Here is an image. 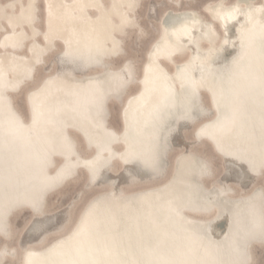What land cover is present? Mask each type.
Here are the masks:
<instances>
[{
  "label": "bare ground",
  "instance_id": "bare-ground-1",
  "mask_svg": "<svg viewBox=\"0 0 264 264\" xmlns=\"http://www.w3.org/2000/svg\"><path fill=\"white\" fill-rule=\"evenodd\" d=\"M147 1L151 0H34L37 19L32 27L15 28L16 33H26V38H23V47L13 48L12 41H5V36L13 32L5 13L15 20L20 13L19 5H27L30 0H0V66L4 68L9 82L24 81L20 90L10 89L8 92L14 105H17L16 99L23 101L20 106L24 129L11 145L16 164L7 174L0 165V218L7 221L12 241L16 219L30 214L31 220H39L40 223L34 222L29 228L30 224L26 225V233L39 235L57 218L52 209V200L66 199L71 190L82 187L68 208L67 218L60 228L44 230L46 232L28 247H15L44 252L68 233L89 205L106 193H115L116 197L131 201V207L141 216V230L149 221H154L153 226L157 231L167 233V236L162 235L164 247H184L190 235L186 229L195 228L205 241L210 240L220 249L227 250L238 242L243 243L244 227L252 212L259 216L261 194L264 193L259 144L250 143L245 134L227 137L218 133L199 134L202 127L215 121L220 114L207 87L201 88L198 93L203 109L199 116H186L178 80L174 82L178 94L176 107L158 115L157 98L163 94L165 85L156 79L158 74H154L159 92L153 94L147 103L138 105L134 102L129 109L128 101L144 91L142 81L151 62L155 61L169 76H174L178 65L182 67L194 62L197 55V46L189 43L187 37L178 38L171 28L165 35L164 29L168 27L166 21L179 27L185 17L199 20L201 23L196 25L193 35L199 40V54L208 56L209 60L218 58L227 62L238 51V47L231 45L216 51L221 42H213L214 38L204 24L208 19L206 15L200 10L182 8L190 0H167L174 9L163 13L156 37L147 48L145 61L138 69L129 57L131 54L125 42L133 35L136 39H143L147 33L139 22V7ZM92 4H102L104 7L102 10L83 7ZM215 4L225 7L239 5L242 8L252 4L258 7L264 4V0H218ZM207 14L210 17L211 14ZM125 19L132 23L122 25ZM239 27L235 21L229 22L227 35L231 40L237 41ZM49 31L57 39L52 47L46 48L44 34ZM67 39L73 41L72 49L82 59L72 61L64 56L68 50L64 44ZM34 46L36 53L33 52ZM157 46L175 50L171 57L157 60L153 56ZM113 49L120 51L121 61H131L135 65L136 82L122 99L109 96L102 101L103 117L97 122V98L88 85L101 77L104 71L96 59L109 62ZM229 50L231 55L227 52ZM89 56L96 59L90 61ZM212 66L218 67L219 63ZM194 75L199 79V72ZM205 83L212 85L208 78ZM38 88L43 89L41 97L46 118L35 127H30L31 105L27 97L30 91ZM113 107L116 112L111 115ZM125 109L129 111L127 123ZM115 123L118 129L114 127ZM185 124L194 129L193 138L187 135L188 141L193 144L192 149L177 152L175 139ZM109 132H114L120 140L110 142ZM126 132L127 142L124 141ZM65 139L74 146V155L50 156L52 147L59 146ZM90 140L92 144L88 147ZM97 145H103L108 150L98 152ZM207 151H211V155ZM125 154L129 156L127 162L123 158ZM97 155L108 158V162L93 177L84 162ZM239 156L245 159H239ZM153 158L156 166H153ZM216 159L223 163L222 170L220 166L216 167ZM247 159L252 160L254 167L245 162ZM48 160L52 163H47ZM66 164L72 165L70 175L61 173V168ZM121 175L127 177L125 184L120 183ZM235 175L237 180L232 181L230 178ZM249 180H252L253 187L248 192L244 184ZM86 194L92 196L85 199ZM34 201L39 203V211L33 208ZM169 202L176 210L174 215L167 211ZM109 203L102 201L97 205V211L102 216ZM146 214H150L148 219H145ZM259 250L261 245L258 241L248 246V251L257 261Z\"/></svg>",
  "mask_w": 264,
  "mask_h": 264
},
{
  "label": "snow or ice",
  "instance_id": "snow-or-ice-1",
  "mask_svg": "<svg viewBox=\"0 0 264 264\" xmlns=\"http://www.w3.org/2000/svg\"><path fill=\"white\" fill-rule=\"evenodd\" d=\"M8 7V6H6ZM16 7V5H10ZM84 8L103 9L102 4L84 5ZM20 13L15 20L5 19L13 28L10 36H5V41H12L11 47H23V38L26 33H16L17 27H32L37 19L34 0L25 5H19ZM51 6L49 5V10ZM205 11L210 17L204 21L213 36V42H221L220 51L224 46L238 47L236 55L230 61L209 60L208 56L199 54V40L193 35L196 25L201 22L194 18L185 17L179 27L169 24L165 27V35L169 28L177 37H187L189 43L197 46V55L194 62L184 66H177L174 76H169L155 61L151 62L145 70L142 83L144 91L139 96H133L128 101L129 109L133 103L142 105L153 98V94L159 89L155 86L156 79L164 82L163 94L157 98V114L163 115L171 108L176 107L178 94L174 88V82H180L183 96V105L186 116L194 118L199 116L203 109L200 107L198 93L201 88L207 87L211 91L217 112L220 113L212 123L205 125L200 130V135L220 134L231 136L245 134L250 143H257L260 147L261 164L260 171L264 174V4L255 6L248 4L245 7L239 5L225 7L223 4H209ZM51 16V11H49ZM242 18V21H241ZM235 21L239 24L237 41L231 40L228 35V24ZM127 19L122 25L131 24ZM216 25V28H213ZM216 29H219L217 31ZM51 30V26H50ZM57 38L49 33L44 34L45 47L50 48ZM78 43V41H77ZM67 51L64 56L72 61L82 59L72 49L73 41L64 40ZM7 46V45H5ZM175 49L171 47L161 48L157 46L153 56L158 60L161 57H171ZM43 49L40 50L42 52ZM33 52L36 53L34 46ZM121 53L113 49L109 62H100L91 56L90 61L96 59L100 67L104 69L101 77L90 81L88 87L93 90L97 98L95 118L97 122L103 117L100 104L106 98L122 99L131 91L135 81V65L129 61L124 63L119 59ZM37 55V63H39ZM219 63L218 67L213 64ZM199 72V79L194 75ZM206 78L211 79L212 85L205 83ZM24 81L11 83L6 79L4 68L0 66V165L5 173H9L16 161L11 152V145L19 138L24 129L21 117V106L14 105L9 98V90L18 91ZM50 83L49 82H46ZM43 89L30 91L28 101L31 105V125L35 127L46 118L44 100L41 97ZM26 115V114H25ZM129 111L125 109L124 116L128 121ZM110 142L120 140L114 132H109ZM128 134L124 135L127 142ZM91 140L88 147H91ZM98 152L107 151L103 145H97ZM50 156L74 155V146L70 141H65L59 146H53ZM125 162L129 156L125 154ZM239 159H245L239 156ZM108 158L97 155L92 160H86L85 166L93 177L97 171L105 166ZM250 167H254L251 159L245 161ZM47 163H52L48 160ZM153 166H156L153 158ZM72 165L66 164L61 168L62 175H70ZM102 201H110L102 216L97 211V205ZM33 208L39 211V203L33 202ZM170 215L176 214L171 206L167 209ZM6 214V213H5ZM150 214L145 215L148 219ZM141 216L131 207V201H125L123 197H116L115 193H106L97 198L87 210L80 216L78 222L62 238H58L52 247L44 252H36L28 248H17L12 244V235L5 219L0 218V264H264V193L261 194V210L259 216L253 211L244 227L242 241L236 243L230 249L222 250L210 240L205 239L195 228L186 229L189 232L188 243L184 247L163 246L162 235L153 226L154 221H149L141 230L139 221ZM192 222H188L191 225ZM136 229L134 232L133 229ZM258 241L261 245V260L254 259L248 251V246ZM227 257V258H226Z\"/></svg>",
  "mask_w": 264,
  "mask_h": 264
},
{
  "label": "rangeland",
  "instance_id": "rangeland-1",
  "mask_svg": "<svg viewBox=\"0 0 264 264\" xmlns=\"http://www.w3.org/2000/svg\"><path fill=\"white\" fill-rule=\"evenodd\" d=\"M217 1L218 0H190L189 2L184 3L182 8L200 10L206 15L205 17L209 18L207 12L205 11L206 5L215 4ZM139 9H140L139 22H140V25H142V27L145 29V31H147V33L145 34V36H143V39H136L135 35H133L129 38L127 42H125L126 48L129 50L131 54L129 57L136 63L138 69L140 68L141 64H143V62L145 61V54H146L147 48L150 46V44L153 42V40L156 37V31L160 27L163 16H164L163 13H166L169 10H173L174 8L167 0H151V1L145 2L141 8L139 7ZM179 9H181V7H179ZM232 32L233 31H231V35L233 34ZM227 52L229 55H231L232 53L230 50ZM16 103L21 106L23 105L22 99H16ZM115 112L116 110L113 107L111 110V115L115 114ZM114 127L118 129V125H116V123L114 124ZM181 134L183 135L181 136ZM187 135L193 138L194 129L192 127L190 128L188 124H185L183 125L180 135H178L177 138L175 139L176 140L175 148L177 152L186 151L187 149H190V150L192 149L190 147L193 144H190V142L187 139ZM192 141L194 142V139H192ZM207 154L211 155V151H207ZM215 163H216V167L220 166L219 169L221 170L223 169V163L220 160L216 159ZM120 179H121L120 180L121 184H125L127 181V177L125 175H121ZM230 179H232V181H236L237 176L235 175ZM251 181L252 180H249L246 183L247 186L244 184V186L246 187V191L248 192L253 187L251 186V183H252ZM81 189H82L81 186L74 188L68 193V196H67L68 198L66 199L52 200V204H51L52 209L55 211V216L57 218L53 223L47 226L44 230L47 229L46 231H55L64 224L67 218L66 216H67L68 208L73 203L75 198L79 195V190ZM91 196L92 194H86L85 199H89ZM35 220H36L35 218L31 220L30 214H26V215L23 214L22 216H20L18 219L14 221L15 237L12 241V244L14 246L23 245L24 247H28L29 244L37 241L40 238V236L46 232L42 230L43 233L39 235L34 234V232L26 233L27 229L32 224H34V222L40 223L39 220L38 221H35ZM28 223L30 225H28V228H27L26 225ZM260 251L261 250H259L258 261L261 260L262 258Z\"/></svg>",
  "mask_w": 264,
  "mask_h": 264
},
{
  "label": "water",
  "instance_id": "water-1",
  "mask_svg": "<svg viewBox=\"0 0 264 264\" xmlns=\"http://www.w3.org/2000/svg\"><path fill=\"white\" fill-rule=\"evenodd\" d=\"M149 173V172H148Z\"/></svg>",
  "mask_w": 264,
  "mask_h": 264
}]
</instances>
